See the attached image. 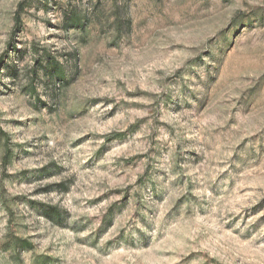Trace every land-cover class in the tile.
Listing matches in <instances>:
<instances>
[{
	"label": "rangeland",
	"instance_id": "374dc122",
	"mask_svg": "<svg viewBox=\"0 0 264 264\" xmlns=\"http://www.w3.org/2000/svg\"><path fill=\"white\" fill-rule=\"evenodd\" d=\"M0 264H264V0H0Z\"/></svg>",
	"mask_w": 264,
	"mask_h": 264
},
{
	"label": "trees",
	"instance_id": "16d2710c",
	"mask_svg": "<svg viewBox=\"0 0 264 264\" xmlns=\"http://www.w3.org/2000/svg\"><path fill=\"white\" fill-rule=\"evenodd\" d=\"M17 243L20 245L21 248H29L30 245L28 244V242H26L25 240H18Z\"/></svg>",
	"mask_w": 264,
	"mask_h": 264
}]
</instances>
